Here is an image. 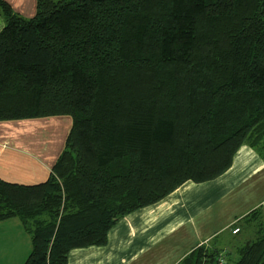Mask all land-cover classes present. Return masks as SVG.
Wrapping results in <instances>:
<instances>
[{
    "label": "trees",
    "instance_id": "obj_1",
    "mask_svg": "<svg viewBox=\"0 0 264 264\" xmlns=\"http://www.w3.org/2000/svg\"><path fill=\"white\" fill-rule=\"evenodd\" d=\"M0 14V121L71 119L46 180L0 178V220L30 236L22 264L105 244L120 217L218 177L242 144L264 160V0H36L30 17L0 0ZM255 228L234 259L201 244L177 264H264Z\"/></svg>",
    "mask_w": 264,
    "mask_h": 264
},
{
    "label": "crops",
    "instance_id": "obj_2",
    "mask_svg": "<svg viewBox=\"0 0 264 264\" xmlns=\"http://www.w3.org/2000/svg\"><path fill=\"white\" fill-rule=\"evenodd\" d=\"M5 1L24 17L35 12L36 0ZM3 24L0 14V29ZM70 125L67 115L0 121V178L20 184L46 180ZM262 170L264 160L242 144L221 175L203 182L187 180L156 203L123 215L109 228L105 244L70 249L66 264H177L201 244L229 252L234 259L249 238L242 236L245 215L264 203L259 198L239 210L237 193ZM225 202L231 206L224 208ZM236 226L239 231L232 233ZM30 249V236L17 217L0 220V264H22Z\"/></svg>",
    "mask_w": 264,
    "mask_h": 264
},
{
    "label": "rangeland",
    "instance_id": "obj_3",
    "mask_svg": "<svg viewBox=\"0 0 264 264\" xmlns=\"http://www.w3.org/2000/svg\"><path fill=\"white\" fill-rule=\"evenodd\" d=\"M256 154H258V153L256 152ZM254 182H256V185H257V186L253 185V186H256V192L253 193L252 195H247L248 194L247 191H249L248 188H250V187L253 188L252 184ZM237 194H239V196H240V200L238 203L239 210L248 209L257 199L263 198L264 197V170L255 173L254 176L245 184V186H243V188L240 189V191ZM230 206L231 205L228 202L224 203V208H228ZM218 208L219 207L217 206V210L219 211L220 209H218ZM214 223H216L215 220H214ZM258 223H260L261 225L264 226V205L261 207L259 213H257L256 219L250 221L249 226L246 227V224L244 222L246 229H244V231H242V236L243 237H249V236L252 237L253 236L252 231L253 230L255 231V229H256L255 227H257Z\"/></svg>",
    "mask_w": 264,
    "mask_h": 264
},
{
    "label": "built area",
    "instance_id": "obj_4",
    "mask_svg": "<svg viewBox=\"0 0 264 264\" xmlns=\"http://www.w3.org/2000/svg\"><path fill=\"white\" fill-rule=\"evenodd\" d=\"M238 231H239V228L237 226L232 229V233H236ZM223 261H224V258L218 259L219 264L222 263Z\"/></svg>",
    "mask_w": 264,
    "mask_h": 264
}]
</instances>
